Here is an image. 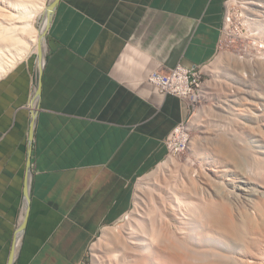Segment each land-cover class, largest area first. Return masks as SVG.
Wrapping results in <instances>:
<instances>
[{
  "label": "crops",
  "instance_id": "obj_1",
  "mask_svg": "<svg viewBox=\"0 0 264 264\" xmlns=\"http://www.w3.org/2000/svg\"><path fill=\"white\" fill-rule=\"evenodd\" d=\"M226 0H60L39 70L0 78V264H84L130 212L135 183L169 155L189 109L148 81L206 65ZM24 224L23 229H20Z\"/></svg>",
  "mask_w": 264,
  "mask_h": 264
},
{
  "label": "bare ground",
  "instance_id": "obj_2",
  "mask_svg": "<svg viewBox=\"0 0 264 264\" xmlns=\"http://www.w3.org/2000/svg\"><path fill=\"white\" fill-rule=\"evenodd\" d=\"M53 1L0 0V78L33 53L37 69L44 67ZM229 4L249 14L243 24L263 49L264 0ZM263 52L241 58L251 71L212 69L215 90L225 93L215 106L220 123L192 146L202 161L197 173L170 156L173 168L150 189L130 231L104 230L108 244L99 264H264V74L252 69L264 67Z\"/></svg>",
  "mask_w": 264,
  "mask_h": 264
},
{
  "label": "rangeland",
  "instance_id": "obj_3",
  "mask_svg": "<svg viewBox=\"0 0 264 264\" xmlns=\"http://www.w3.org/2000/svg\"><path fill=\"white\" fill-rule=\"evenodd\" d=\"M239 1L241 0L238 1L234 0L235 3H239ZM245 14L247 13L245 12ZM241 24H240L241 31H239L240 34L238 35L239 37H237L234 40L230 39L229 41L223 39V42H221V44L219 45L217 55L214 57L212 61H210L209 63H207L202 67V73H203L202 78L204 80V89H202L201 92L202 95L199 103L196 104L195 109H192L191 113L187 117V122L189 127V140H188L187 148L178 153L170 154L169 152L168 155L169 158L170 156H175L174 158L177 160L178 166L188 167L187 169H190L194 174L197 173L196 171H194L195 167L199 168L200 165L202 164V161L199 157H197L196 153H194L192 146L195 143L198 144L204 143L208 139V136H210L209 134L210 131L213 130V128L216 127L217 124L220 123V119H221V112L220 111L218 112V108L215 106H217L218 93L222 92V94H224L225 89L220 90L219 92L215 90L216 88H214V82L216 76L213 70H220L223 73L227 71L226 73H228L229 68L236 66L242 68L246 72L248 70L251 71L249 67V60L251 59V57L253 59L255 55L261 56L264 50V48L262 49V47H260L259 49L256 48L255 41L248 36L249 29L247 25L245 26L242 20H241ZM47 34L48 31L46 33V38H47ZM37 54L38 53H33L30 57L24 60V62L29 61L36 66ZM46 58H47V54H46ZM241 58H248L249 60L241 59ZM226 66H228V68ZM263 68H264L263 66H255L252 69L256 74L257 73L264 74ZM233 73L235 72L233 71ZM220 78L223 77L220 76ZM230 81L232 80L230 79ZM235 83L233 82L232 84ZM206 90L210 91L209 94L205 92ZM212 91L216 92L217 95L214 94L212 95L211 94ZM190 124L192 125V127ZM168 157L151 172L137 179L135 183V193H134L135 196L130 212L128 213V218L125 217V219L117 225L106 226L105 228L102 229V231L99 233V235L94 239L93 243L91 244L89 254L87 256V260L85 261L84 264H99L101 260V256L103 255V251L107 246V245L105 246V244H108L107 242L108 238L103 237V232L106 228L112 230L113 227H119L121 225L124 231L126 232L130 231V223L133 222V220L131 219L138 217L140 213H143L147 207L145 205L149 203V194L151 193L150 189L156 188L157 182L164 176L165 173H167L173 168L172 166L173 163L171 162L172 158H170L169 160ZM161 165L162 167H164V170L163 168L161 169ZM159 175L162 176L160 177Z\"/></svg>",
  "mask_w": 264,
  "mask_h": 264
},
{
  "label": "built area",
  "instance_id": "obj_4",
  "mask_svg": "<svg viewBox=\"0 0 264 264\" xmlns=\"http://www.w3.org/2000/svg\"><path fill=\"white\" fill-rule=\"evenodd\" d=\"M230 1L231 0H226L225 17L222 26L223 37L221 42H223V39L229 41L230 39L234 40L239 37V31H241L240 18H242L243 21V16L247 15L243 7L241 8L238 5L232 6L229 4ZM255 45L256 48L259 49L261 44L255 43ZM203 66L194 65L192 67H187L180 62L174 68H169L167 71L161 69L154 70L150 73L148 81L156 85L162 93L166 95H176L183 99L188 106L190 114L192 109H195L196 104L199 103L202 89H204V80L202 78ZM188 140L189 127L187 118H185L178 123L167 138L170 154L178 153L186 149Z\"/></svg>",
  "mask_w": 264,
  "mask_h": 264
},
{
  "label": "water",
  "instance_id": "obj_5",
  "mask_svg": "<svg viewBox=\"0 0 264 264\" xmlns=\"http://www.w3.org/2000/svg\"><path fill=\"white\" fill-rule=\"evenodd\" d=\"M59 1L60 0H54L52 2L51 7L53 8V13H54V10H55V8H56V6H57V4H58ZM42 72H43V68L39 70L40 78H39L38 86L36 88V96H39L41 94V90H42V78H41ZM24 224L25 223H23V225H21L20 229H23ZM13 260H14V257H12L10 264H14V261Z\"/></svg>",
  "mask_w": 264,
  "mask_h": 264
}]
</instances>
